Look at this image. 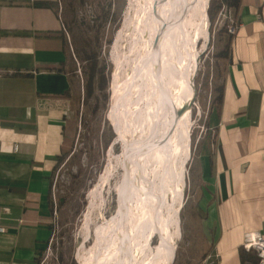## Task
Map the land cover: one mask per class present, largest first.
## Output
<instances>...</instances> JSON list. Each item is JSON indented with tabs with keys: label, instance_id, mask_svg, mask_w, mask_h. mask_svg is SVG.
Wrapping results in <instances>:
<instances>
[{
	"label": "crops",
	"instance_id": "0c3cea01",
	"mask_svg": "<svg viewBox=\"0 0 264 264\" xmlns=\"http://www.w3.org/2000/svg\"><path fill=\"white\" fill-rule=\"evenodd\" d=\"M61 9L62 0H0V264H37L51 233V177L75 88ZM235 17L200 169L202 230L216 264H252L243 236H264V0H241Z\"/></svg>",
	"mask_w": 264,
	"mask_h": 264
},
{
	"label": "bare ground",
	"instance_id": "6f19581e",
	"mask_svg": "<svg viewBox=\"0 0 264 264\" xmlns=\"http://www.w3.org/2000/svg\"><path fill=\"white\" fill-rule=\"evenodd\" d=\"M208 0H143L114 39L119 72L111 84V131L121 146L90 190L80 264H174L184 200L195 96L197 41L209 38ZM130 6L134 3L130 0ZM132 26L126 51L124 31ZM123 49V48H122ZM119 167L113 214L92 229L103 187ZM87 239L90 245L84 246ZM156 240L155 245L150 244ZM176 262V261H175Z\"/></svg>",
	"mask_w": 264,
	"mask_h": 264
},
{
	"label": "rangeland",
	"instance_id": "374dc122",
	"mask_svg": "<svg viewBox=\"0 0 264 264\" xmlns=\"http://www.w3.org/2000/svg\"><path fill=\"white\" fill-rule=\"evenodd\" d=\"M132 1L134 7L130 6V0H62V27L67 31L68 49L73 60L70 69L73 71L75 82L74 108L67 142L62 151L63 158L51 177V233L38 254L37 264H64L71 258L76 264H80L77 254L84 242L82 228L90 203V190L98 182L108 162L116 164V157L121 150V146L115 143V135L107 119V110L111 84L115 74L119 72L117 55L113 52L115 36L123 28L125 19L128 16L135 17V11L143 4V0ZM207 8L205 13L209 38L206 42L204 39L197 41V71L192 79L196 93L195 106L191 113V152L187 164L184 200L178 213L180 233L176 236V261L179 254L183 261L197 260L206 248L202 230L203 214L200 211L201 209L207 212L204 205L206 199H198L202 186L200 169L201 162H204L202 159L209 151L208 142L212 135L208 125L211 118L208 110L215 95L214 87L223 79L227 61L217 56L226 40L225 33L220 30L227 29L229 20L224 17L231 15L236 19L232 9L223 5L211 24ZM108 10L110 12L106 18ZM123 34L121 54L128 46L132 26ZM83 49H88V53L96 51L99 66L106 64V86L95 88L91 96L86 93V62L81 59ZM110 133L112 139L107 144ZM119 173V167L116 166L109 182L103 187V215L98 214L97 208L94 210L90 222L91 229L102 222V218H109L113 214L112 195ZM205 195L209 196L206 190ZM204 226L208 230L207 223ZM90 242L91 240L87 239L84 246H89ZM155 242L157 241L151 240L150 244L154 246Z\"/></svg>",
	"mask_w": 264,
	"mask_h": 264
},
{
	"label": "trees",
	"instance_id": "16d2710c",
	"mask_svg": "<svg viewBox=\"0 0 264 264\" xmlns=\"http://www.w3.org/2000/svg\"><path fill=\"white\" fill-rule=\"evenodd\" d=\"M241 0H209L208 8H207V13L209 16V19L211 20V24L215 20L219 10L223 5H226L230 9H232L234 15L238 10V7L240 6ZM110 10L106 12L105 17L107 18L109 16ZM221 32H224L226 35V40L224 42V45L222 49L217 53V56L221 58H225L226 60H229V51H230V44H231V34L227 32L226 28H223L220 30ZM89 47V45H88ZM83 56L81 59L86 62V65L84 67L85 74L87 75V80H86V93L88 96H91L95 88H104L106 86V77L104 75L105 69H106V64L103 63L99 66V61H98V55L95 52L88 53V49H83ZM215 95L211 100L210 107L208 110V115L211 113V111L214 108L219 109L221 105V100L223 96V81L217 86L214 87ZM106 98V96H105ZM111 134V133H110ZM110 139H112V134L109 137V140H107V144L110 142ZM109 141V142H108ZM63 154L61 153L58 156L57 159V164L62 160ZM49 202L52 207V200H51V195L49 194L48 196ZM53 211V207H52ZM197 216V215H196ZM211 247L206 246V248L203 249L201 254L199 255L197 260L194 261H183L181 258V254L177 256V261L176 264H201L202 261L207 257L208 253L210 252ZM256 260V257H254ZM62 261V259H60ZM38 261V259H36ZM63 262V261H62ZM255 263V262H253ZM64 264H76L74 259L71 258L69 261L65 262Z\"/></svg>",
	"mask_w": 264,
	"mask_h": 264
},
{
	"label": "built area",
	"instance_id": "2783aa9c",
	"mask_svg": "<svg viewBox=\"0 0 264 264\" xmlns=\"http://www.w3.org/2000/svg\"><path fill=\"white\" fill-rule=\"evenodd\" d=\"M229 20L227 24V31L229 34L233 35L239 23L237 20L231 16L227 15L224 17ZM17 146H15V149ZM3 227H0V231H3ZM242 248L248 253H254L257 260L252 264H264V236L259 230L248 231L243 236ZM201 264H216V257L213 255H208Z\"/></svg>",
	"mask_w": 264,
	"mask_h": 264
},
{
	"label": "water",
	"instance_id": "95a60500",
	"mask_svg": "<svg viewBox=\"0 0 264 264\" xmlns=\"http://www.w3.org/2000/svg\"><path fill=\"white\" fill-rule=\"evenodd\" d=\"M208 2H209V0L207 1V4H208ZM207 8V7H206ZM205 12H206V9H205ZM192 84H193V80H192ZM110 100V99H109ZM195 106V100L193 99L192 100V102H191V104H190V106H189V109H188V113H189V115L191 116V113H192V110H193V107ZM108 109H109V107H108ZM107 119H108V122H109V124H110V120H109V116H108V114H107ZM115 135V134H114ZM117 141H116V138H115V143H116ZM175 261L176 260H174V264H175Z\"/></svg>",
	"mask_w": 264,
	"mask_h": 264
}]
</instances>
